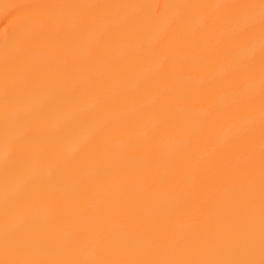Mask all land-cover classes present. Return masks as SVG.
<instances>
[{
    "label": "bare ground",
    "instance_id": "6f19581e",
    "mask_svg": "<svg viewBox=\"0 0 264 264\" xmlns=\"http://www.w3.org/2000/svg\"><path fill=\"white\" fill-rule=\"evenodd\" d=\"M0 264H264V0H0Z\"/></svg>",
    "mask_w": 264,
    "mask_h": 264
}]
</instances>
